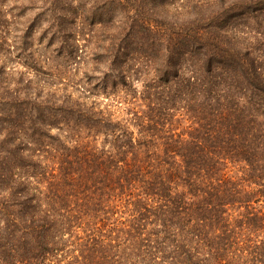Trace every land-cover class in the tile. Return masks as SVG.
Returning <instances> with one entry per match:
<instances>
[{"label": "trees", "instance_id": "16d2710c", "mask_svg": "<svg viewBox=\"0 0 264 264\" xmlns=\"http://www.w3.org/2000/svg\"><path fill=\"white\" fill-rule=\"evenodd\" d=\"M42 1L105 70L0 64V264H264V0Z\"/></svg>", "mask_w": 264, "mask_h": 264}, {"label": "rangeland", "instance_id": "374dc122", "mask_svg": "<svg viewBox=\"0 0 264 264\" xmlns=\"http://www.w3.org/2000/svg\"><path fill=\"white\" fill-rule=\"evenodd\" d=\"M42 2V0H0V64L4 62L6 70L13 71L14 76H18L19 72L24 74L28 72L27 65L30 62H36L37 69L39 66H44L46 70L62 72L66 79L69 78L73 87L71 90H74L75 95L81 89L75 84L77 81L85 75L88 78L95 76L89 79L90 84L84 85L86 88H92L96 78L105 70L99 63L101 56L92 53L97 50L99 44H105L102 31L98 29L91 32L87 48L83 46V40L79 39L80 50L78 48L77 52H66L68 46H65L64 42L57 40L48 42L52 31L47 27L46 8L40 7ZM169 2L167 1L164 7L173 11ZM93 3L94 0H90L86 5L93 7ZM95 9L93 7L91 10ZM98 27L97 24L95 28ZM28 70L31 74L36 72L35 69ZM96 97L102 101V105L111 100L102 98L100 93Z\"/></svg>", "mask_w": 264, "mask_h": 264}]
</instances>
